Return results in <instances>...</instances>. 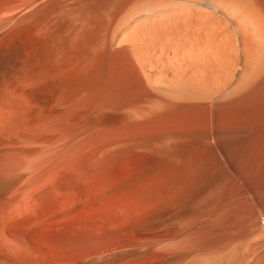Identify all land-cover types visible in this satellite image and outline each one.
<instances>
[{
  "label": "bare ground",
  "instance_id": "bare-ground-1",
  "mask_svg": "<svg viewBox=\"0 0 264 264\" xmlns=\"http://www.w3.org/2000/svg\"><path fill=\"white\" fill-rule=\"evenodd\" d=\"M11 73L28 96L98 100L96 122L75 124L67 145L90 157L73 174L84 182L66 176L72 199L55 216L74 235L62 246L46 236L38 262L264 264V183L251 179L264 174V0H0V81ZM15 163L0 156L1 188L20 200L0 199L5 260V219L37 191L15 183L36 160Z\"/></svg>",
  "mask_w": 264,
  "mask_h": 264
},
{
  "label": "rangeland",
  "instance_id": "rangeland-1",
  "mask_svg": "<svg viewBox=\"0 0 264 264\" xmlns=\"http://www.w3.org/2000/svg\"><path fill=\"white\" fill-rule=\"evenodd\" d=\"M38 39H39L38 37L35 38V40H38ZM30 47H31V45L26 46L25 48H23V50L20 51V53H22V52L23 53H22V56L19 53L18 58L19 59L21 58L19 62H22V60L24 61V59L25 60L27 59L25 57H28ZM43 59H45V60H43ZM41 60H42L41 64L48 65L47 63H49V60H50L49 59V50L45 51V55H44V57H42ZM11 75H14V73L7 74V76H5L6 77L5 80L0 81V122H1L2 118H5L6 116H11L8 118L6 117L10 121L7 122L6 119H4L6 124L4 123L5 125L4 124L0 125L1 126L0 130H3L4 128L6 129V130L4 129L5 132L1 131L2 133H0V138L2 137L1 140L4 141V142H0V156L3 159L7 158L14 163L16 162L15 164H17L19 167L24 166L26 160L35 159L37 162L36 166L31 168L30 171L28 170V171H25L23 173H20L17 176V178L15 179V183L16 184L36 185L37 191H35L33 193V196L31 198H28L27 205L29 206V210L27 212H23V211H21L19 213L15 212L16 214L14 216L13 215L11 217L8 216L5 219L6 239H3L2 244H3V248H4L5 258L10 259V260L8 261L7 259L6 260L0 259V261L2 260L0 264H3V263L4 264H11V263L12 264H37V263L43 264V262H38L39 260L37 259L36 252L37 251H40V252L44 251L42 253H45L47 251V248H46L47 244L44 245L46 241H43L46 236L49 238V239L48 238H46V239H48V242L50 245H54L55 242H57V245H58V243L60 242L59 245L62 246L63 242H65L67 240V238H66L67 236H70V238H72L74 235L75 229H71L72 223L69 224L70 226L68 227V223H70L69 220L64 221V219L61 220V219L55 218V216L58 215L57 213H59V214L62 213L65 209V208H63L64 206H66L65 204L70 202V200L72 199V198L70 199V197H72L71 193H73V192H69L68 191L69 189L67 190V185L68 184L70 185V183H69V179L71 178L70 176L72 175V179H71L72 181L74 179V181H77L79 183H81L82 181L84 182V179H82V177H81V181H80V178L78 179L79 175H81V174H77V176H75L76 180H75V178H73L74 177L73 174L77 173L76 170H79V171L84 170L85 173H82V171H81L82 175L87 174V172H86L87 166L85 164L89 163L88 161H89L90 157H88L89 151L82 149V148H79V149L77 148V149H73V151H74L73 152L72 150H69L70 148L69 149L67 148V145H69L71 142V139H72L74 132H75L74 131L75 128H76L75 130L77 131L82 126L84 127V125H86V121H88L87 124H92V123L96 122V120L98 118L97 117L98 116L97 115L98 100H97V97L95 95V90H93L94 93H93V91L87 92L89 94V96L86 93V96L84 94V96L80 98V100L83 103L80 100L79 101L77 100V102L75 101L76 104L78 103L77 104L78 106L74 105L75 103H73V104H65L63 102L61 103L60 101L56 100L54 98V96L50 95L46 90L42 93V95L37 93L38 95L35 94V96H33L34 91H32L33 93L28 91L29 96L32 95L29 97L25 90L29 89L31 91L33 89L27 88L28 86L27 87L24 86V87H26V89H24V88L19 89L20 87H23V85L18 86L19 84L17 83V81L14 84L13 82H15V80L10 79V78H12ZM7 78H9L11 81L14 80L12 83L14 84V86L17 85L18 88H17V86L15 88L13 86V84L9 85V83H11V82ZM8 81H9V83H8ZM50 82L48 81L49 87H50L49 84L52 83V82L51 83ZM4 83H6V84H4ZM3 84H4V86L2 87ZM7 85H9V86H7ZM50 88H53L52 84H51ZM23 89H24V92H23ZM51 98H54L55 100L54 99L50 100ZM30 99H32V100H30ZM37 99H39V101H37ZM84 99H85V101H84ZM31 101H32V103L35 101L33 103V107L31 106V104H32ZM54 101H57V102H55V104H53ZM38 102H39V104H38ZM45 102H47L46 105H48V107L45 105ZM49 104H52L54 108L51 105L49 106ZM63 104L66 105V107H64ZM79 104H81V106ZM55 105H57V106H55ZM61 105H62V107H61ZM36 106H37V109H36ZM59 106L61 107V110H62V108H65L66 113H65V111H60V110L58 111L56 109V107L58 108ZM44 107L45 108L47 107V110H44ZM49 107L50 108L52 107V109H50ZM72 107L76 111L81 110L78 113L80 115V118H79L76 111L73 110L74 111L73 112L70 109ZM85 107H86V109H85ZM87 107H88V109H87ZM34 109L39 110V111H35ZM49 109L52 111L50 112ZM69 110L74 115L76 113L75 116H73V114H70L73 117H75L72 120H71V118H73V117H68L66 119V117L69 115ZM14 111H15V113H14ZM46 111H49L50 113H52V117L50 115L47 117V115H48L47 113H49V112H46ZM10 112H13L12 114L17 115V116H15L16 119L13 118L14 115L12 116V114ZM25 112H26V114H24ZM53 112H56V113H53ZM60 112H64L66 115L64 113L61 114ZM9 113L11 115H8ZM32 114H34L37 117V119L34 115L31 116ZM57 114L59 115V118H58ZM63 114L65 115V117H62ZM81 115H82V118H81ZM83 116L84 117L86 116V117L83 118ZM94 116H96V117H94ZM32 117L33 118L35 117L34 120L32 119ZM56 117L58 118V120ZM48 118H50V119H48ZM31 119L35 122H33ZM65 119H66V122H65ZM78 119L81 120V122ZM85 119H86V121H85ZM12 120H13V123H12ZM15 120H16V122H15ZM29 121L32 122V124L31 123L29 124ZM78 121H79V123H78ZM59 123H60V125L61 124L62 125L60 126ZM9 124H11V125H9ZM18 124H19V127L17 126ZM75 124H77V125L82 124V125L78 126L79 128H77ZM33 125H35V126H33ZM6 126H8V127H6ZM13 126H14V128H13ZM2 127H4V128H2ZM20 127H22V128L20 129ZM10 128L13 131H16L15 132L16 134L12 133L13 131L10 130ZM18 129H20V130L17 131ZM8 130H10V133H8ZM22 130H24V131H22ZM5 134H6V136H5ZM17 134L19 137H17ZM51 134L54 136L56 135V136L54 137ZM71 134H73V135H71ZM9 135L11 136V138L9 137ZM7 138L8 139L10 138V139L6 140ZM62 140H63V142H62ZM96 142H93L91 147H93V146H94V148L97 147V145H99L98 143H100V141L97 140ZM83 152H85V153H83ZM82 155H83L84 159H82ZM84 155H86V156H84ZM261 162L262 163L264 162V156L261 158ZM70 165H73V166L70 167ZM63 169H64V171H63ZM66 169H67V171H66ZM27 174H29V175H27ZM21 176H23V177H21ZM66 176H69L70 178L66 177ZM251 177H252L251 179H252V182L254 185H260V184L264 183V174H263L262 170H260V167L256 168L253 171V174ZM65 178H69V179H67V181H65L66 180ZM86 178L87 177L85 175V180H88V178L87 179ZM65 182H68V184H66V186H63ZM1 185H0V188H1ZM3 185L4 186H2V188L4 190L6 188V183H3ZM84 185L86 186V181H85ZM61 186H63V187H61ZM82 186H83V184H82ZM77 187L79 188L80 186H77ZM84 187H82V188H84ZM63 188H65V189H63ZM1 189H0V195H1L0 199H5V198L8 199L9 198L8 202L12 201L11 204L13 205L11 207V209H14V208L20 206V200L18 198L14 197L12 195H9L8 191H5L6 189L4 190L5 192H3V190H1ZM57 189L58 190L61 189L60 192ZM66 190H67V193H66ZM1 192H2V194H1ZM69 193H70V196H69ZM66 195H68L69 197H67ZM60 206L62 207V209ZM51 208H53V210ZM58 208H59L60 212L57 211ZM61 210H63V211H61ZM49 215H50V217H49ZM46 217H47V219H46ZM36 218H39V219H36ZM52 218H53V221H51ZM40 219L44 220V221H41ZM45 220H46V222H45ZM57 220H61L64 224H65V222L67 224L63 225V223H61V221H57ZM38 221H40V223H38ZM54 221L55 222L57 221V222L55 223ZM33 222L36 224H33ZM41 222H44L45 224L44 223L42 224ZM37 223H38V225H37ZM35 226H37V227H35ZM56 226H58V227H56ZM73 227H75V226L73 225ZM34 231L36 234L34 233ZM71 231L72 232L74 231V232L72 233ZM70 233H71V235H70ZM19 235H20V237H19ZM23 236L27 237L26 240ZM51 238H52V240H50ZM16 239H17V241H16ZM68 239H69V237H68ZM62 240H64V241H62ZM29 241H30V243H29ZM42 242H44V243H42ZM20 243H22V246ZM43 245L45 246L44 250H43ZM30 247H31V249H30ZM40 248L42 249V251ZM34 249H36V250H34ZM37 249H40V250H37ZM33 251H36V252H33ZM35 254H36V256H35ZM34 256L36 259L34 258ZM4 261H6V262H4Z\"/></svg>",
  "mask_w": 264,
  "mask_h": 264
}]
</instances>
